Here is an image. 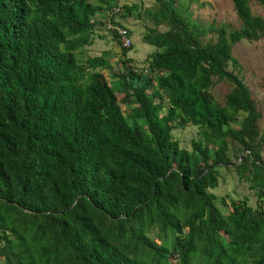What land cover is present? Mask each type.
<instances>
[{
    "label": "trees",
    "instance_id": "16d2710c",
    "mask_svg": "<svg viewBox=\"0 0 264 264\" xmlns=\"http://www.w3.org/2000/svg\"><path fill=\"white\" fill-rule=\"evenodd\" d=\"M193 1L0 0V264H264V126L232 53L264 17L232 0L238 27L204 25ZM117 16L143 21V68ZM99 27L113 64L78 57ZM187 125L191 150L172 135ZM219 167L255 206L227 195L220 210Z\"/></svg>",
    "mask_w": 264,
    "mask_h": 264
},
{
    "label": "rangeland",
    "instance_id": "374dc122",
    "mask_svg": "<svg viewBox=\"0 0 264 264\" xmlns=\"http://www.w3.org/2000/svg\"><path fill=\"white\" fill-rule=\"evenodd\" d=\"M119 4H131L136 2L139 6L142 3L144 6H149L153 0H118ZM200 3H202L200 5ZM251 10L254 14L264 17V8L257 0H250ZM191 13L194 18L204 25L214 21L216 24H227L230 28L238 27L239 19L234 10L232 0H196L192 2ZM118 18V16H117ZM124 28L131 31V48L128 50L126 58L131 59L130 65L135 68H143L149 53L154 50L152 45L141 41V35L144 31L143 21L137 17H119ZM98 34L105 35L104 38L96 37L92 44L84 46L78 53L80 60L84 62L85 58L90 56H104L113 64L117 62L121 55V49L113 40L110 33L105 31L104 27H99L96 31ZM233 55L239 60L242 69L241 76L248 86L251 97L255 101L258 111L260 112L259 128L264 126V36L255 41L240 40L235 43L232 48ZM121 65V64H120ZM106 78L111 81L108 69L102 71ZM230 85L226 81H216L211 91L216 100L224 103L225 94L228 92ZM125 113L130 111V107L122 106ZM199 128L193 125H187L184 128L172 130L173 138L179 145L191 150V142L197 139ZM244 154L240 152V156ZM264 158V149L262 151ZM232 160H235L233 152H231ZM220 177L217 187L209 189L213 192L217 201L216 204L220 207L223 213L228 212V208L220 203V198L229 195L234 199H247V202L253 206L256 205L257 198L253 190L245 181H239L236 173L232 168L219 167Z\"/></svg>",
    "mask_w": 264,
    "mask_h": 264
},
{
    "label": "built area",
    "instance_id": "2783aa9c",
    "mask_svg": "<svg viewBox=\"0 0 264 264\" xmlns=\"http://www.w3.org/2000/svg\"><path fill=\"white\" fill-rule=\"evenodd\" d=\"M118 31L120 34H122V38H121L122 46L128 48L132 43L131 38L125 33V31L122 28H118Z\"/></svg>",
    "mask_w": 264,
    "mask_h": 264
},
{
    "label": "water",
    "instance_id": "95a60500",
    "mask_svg": "<svg viewBox=\"0 0 264 264\" xmlns=\"http://www.w3.org/2000/svg\"><path fill=\"white\" fill-rule=\"evenodd\" d=\"M241 159H242V158H241ZM241 159H240V160H241Z\"/></svg>",
    "mask_w": 264,
    "mask_h": 264
},
{
    "label": "crops",
    "instance_id": "0c3cea01",
    "mask_svg": "<svg viewBox=\"0 0 264 264\" xmlns=\"http://www.w3.org/2000/svg\"><path fill=\"white\" fill-rule=\"evenodd\" d=\"M257 203V202H256Z\"/></svg>",
    "mask_w": 264,
    "mask_h": 264
}]
</instances>
